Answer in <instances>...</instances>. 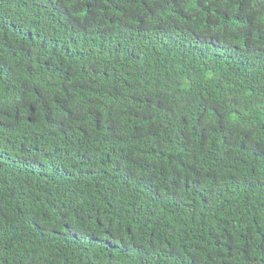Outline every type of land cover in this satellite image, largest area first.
I'll use <instances>...</instances> for the list:
<instances>
[{
	"label": "trees",
	"instance_id": "16d2710c",
	"mask_svg": "<svg viewBox=\"0 0 264 264\" xmlns=\"http://www.w3.org/2000/svg\"><path fill=\"white\" fill-rule=\"evenodd\" d=\"M0 264H264V0H0Z\"/></svg>",
	"mask_w": 264,
	"mask_h": 264
}]
</instances>
